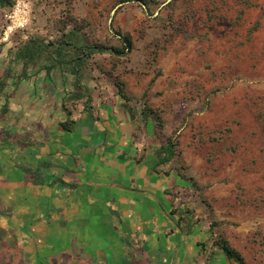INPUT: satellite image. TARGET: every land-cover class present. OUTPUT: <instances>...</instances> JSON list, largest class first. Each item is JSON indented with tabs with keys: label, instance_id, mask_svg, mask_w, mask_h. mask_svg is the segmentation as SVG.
I'll return each mask as SVG.
<instances>
[{
	"label": "rangeland",
	"instance_id": "obj_1",
	"mask_svg": "<svg viewBox=\"0 0 264 264\" xmlns=\"http://www.w3.org/2000/svg\"><path fill=\"white\" fill-rule=\"evenodd\" d=\"M263 8L264 0H15L0 9V69L52 64L72 95L121 100L116 108L147 139L178 143L168 170L192 178H180V206L210 235L207 247L220 252L223 238L245 264H264ZM76 34L91 46L130 38L132 48L90 55L64 44Z\"/></svg>",
	"mask_w": 264,
	"mask_h": 264
},
{
	"label": "crops",
	"instance_id": "obj_2",
	"mask_svg": "<svg viewBox=\"0 0 264 264\" xmlns=\"http://www.w3.org/2000/svg\"><path fill=\"white\" fill-rule=\"evenodd\" d=\"M25 67L22 63L21 73L14 68L10 73V67L0 69V178L16 186L25 182L23 167L40 164L44 154H52L51 160L60 166L71 165L69 155L57 152L69 148L86 157L83 181L87 185L69 195L67 212L84 242H98L89 224V213L96 212L104 239L100 243L109 239L120 261H130L132 250L143 248L151 264H238L212 246L203 247L210 243V235L196 218L184 217L183 181L169 166L161 167L159 173L153 170L159 145L154 138H146L143 125L137 130L127 113L116 108L121 100L116 104L95 94L72 95L73 86L65 83L66 72L57 78L56 68L48 74L46 66L28 68V72ZM79 87L83 91L86 84ZM66 122H74L72 132H63L60 124ZM90 195L104 203L92 204ZM0 204L13 209L10 219L0 218V228L27 226L38 244L60 228L56 209L48 221L40 218L45 200L28 187L0 189ZM56 205L54 201L50 206ZM109 210L120 213L119 234L114 230L117 221L107 215ZM77 253V249L68 251L64 260L72 261Z\"/></svg>",
	"mask_w": 264,
	"mask_h": 264
},
{
	"label": "trees",
	"instance_id": "obj_3",
	"mask_svg": "<svg viewBox=\"0 0 264 264\" xmlns=\"http://www.w3.org/2000/svg\"><path fill=\"white\" fill-rule=\"evenodd\" d=\"M15 5V0H0L1 8H12ZM264 9V8H263ZM259 24L255 26L257 29ZM76 40L65 41L66 46H73L77 51L85 53V49L88 50V54L92 55L95 53H110L114 56H122L126 54V50L132 48V41L130 38H124L122 46H91L87 43H81L78 39L80 38L77 34L75 35ZM29 50L22 53V56L27 57L29 55ZM35 53L31 51V57ZM83 56H79L71 61L62 60L60 61L63 66L64 63L69 65H74L77 61L82 60ZM55 66H48L46 69L47 73L50 74L54 70ZM72 74L78 75V70L73 71ZM119 92L118 95L125 101L129 100L124 94L123 84L119 83L117 85ZM87 110L91 107L89 104L86 106ZM145 117L147 116L146 110L142 113ZM153 119L156 123L157 129H162L163 123L159 115L155 112H151ZM74 122L61 123L63 132H72L73 128L70 126ZM178 143L174 142L172 139L167 140L161 144L156 150V155L158 161L156 162L153 170L157 173L161 172L160 168L163 166H170L176 158L178 157L177 151ZM67 154L72 159V164L68 166H60L51 160L50 154H44L42 162L38 165L30 163L23 167V171L26 175L25 182L17 184L8 182L6 179L0 178V189L2 188H13V187H28L33 189L39 197H43L45 200V205L40 207V218L44 221H48L51 218L53 212L56 209L57 214L61 218L60 228L57 230L55 236H47L43 243L38 244L35 242L33 233L27 226H22L18 229L6 230L0 228V262L3 264H151L149 254L143 248L134 249L130 253V261H120L116 255V248L112 242L107 239L105 242L100 243L103 239V234L100 229L99 223L97 224L95 217L100 215L96 212L89 213V224L91 231L96 235L98 242L97 244H90L84 242L80 237V230L78 229L75 222L71 223L67 218L68 205H69V195L78 193L80 188L87 185L83 180L84 176L87 175L86 157L80 155L71 149L57 151ZM169 173V172H166ZM178 176L186 181L192 182V178L179 173ZM89 189L92 188L91 183H89ZM193 186V183L191 184ZM47 189V191H44ZM31 200V199H30ZM56 201L58 205L51 208V204ZM90 201H96L97 204L104 203V200L100 197L91 196ZM30 204L31 201H30ZM33 204L30 205V209ZM13 209L7 208L0 204V218L10 219ZM36 211V210H35ZM33 213V212H32ZM34 214V213H33ZM187 214V213H186ZM37 215V212H36ZM113 221H117L114 230L117 234L120 233V213L115 210H109L107 212ZM17 232L20 233L21 237L18 236ZM211 241V239H210ZM100 244V245H99ZM203 247L207 244H202ZM215 247L219 249L220 252L224 253L229 259L235 261L238 264H245L242 255L234 249L230 243L219 238L214 242ZM72 249H77V255L72 261L64 260L66 253ZM62 256L56 262L48 261L51 257ZM52 262V263H51Z\"/></svg>",
	"mask_w": 264,
	"mask_h": 264
},
{
	"label": "flooded vegetation",
	"instance_id": "obj_4",
	"mask_svg": "<svg viewBox=\"0 0 264 264\" xmlns=\"http://www.w3.org/2000/svg\"><path fill=\"white\" fill-rule=\"evenodd\" d=\"M183 213H184V215H185L184 217L187 218V215H188V214H186L184 211H183ZM188 216H190V215H188ZM185 218H182V219H183L184 222L186 223V222H187V219H185Z\"/></svg>",
	"mask_w": 264,
	"mask_h": 264
}]
</instances>
